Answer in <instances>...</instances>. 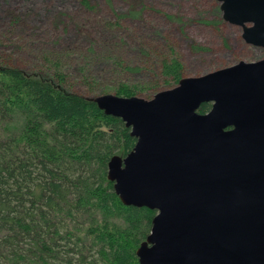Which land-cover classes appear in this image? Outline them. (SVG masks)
Instances as JSON below:
<instances>
[{
	"label": "water",
	"instance_id": "obj_1",
	"mask_svg": "<svg viewBox=\"0 0 264 264\" xmlns=\"http://www.w3.org/2000/svg\"><path fill=\"white\" fill-rule=\"evenodd\" d=\"M218 2L264 48V0ZM94 101L137 139L108 177L125 206L157 212L140 264H264V59L185 77L151 100Z\"/></svg>",
	"mask_w": 264,
	"mask_h": 264
},
{
	"label": "trees",
	"instance_id": "obj_2",
	"mask_svg": "<svg viewBox=\"0 0 264 264\" xmlns=\"http://www.w3.org/2000/svg\"><path fill=\"white\" fill-rule=\"evenodd\" d=\"M78 2L99 10L91 0ZM20 21L12 15L15 27ZM172 51L161 74L177 86L184 66ZM69 86L59 70L42 75L0 64V264H140L136 253L157 212L125 206L108 177L110 161L125 158L137 139L121 119L100 110L97 96ZM154 91L121 84L106 93L138 97ZM211 108L203 104L198 112Z\"/></svg>",
	"mask_w": 264,
	"mask_h": 264
},
{
	"label": "rangeland",
	"instance_id": "obj_3",
	"mask_svg": "<svg viewBox=\"0 0 264 264\" xmlns=\"http://www.w3.org/2000/svg\"><path fill=\"white\" fill-rule=\"evenodd\" d=\"M91 1L97 13L78 0H0V64L42 75L62 71L70 89L88 97L115 95L106 91L121 84L153 86L152 94L138 95L151 100L175 86L161 74L172 50L184 77L264 59V48L248 45L243 29L224 21L218 0H112L111 7ZM133 10L144 12L133 18ZM13 14L21 16L16 27ZM134 66L144 70H126Z\"/></svg>",
	"mask_w": 264,
	"mask_h": 264
}]
</instances>
